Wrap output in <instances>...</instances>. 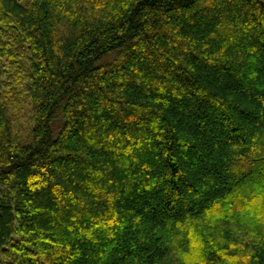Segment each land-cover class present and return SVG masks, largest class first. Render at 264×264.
<instances>
[{
	"label": "trees",
	"instance_id": "obj_1",
	"mask_svg": "<svg viewBox=\"0 0 264 264\" xmlns=\"http://www.w3.org/2000/svg\"><path fill=\"white\" fill-rule=\"evenodd\" d=\"M0 264H264V0H0Z\"/></svg>",
	"mask_w": 264,
	"mask_h": 264
}]
</instances>
